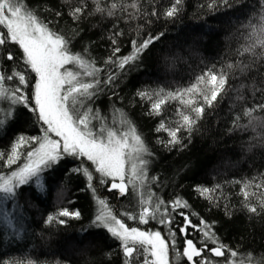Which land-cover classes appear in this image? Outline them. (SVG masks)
<instances>
[{
	"label": "trees",
	"instance_id": "trees-1",
	"mask_svg": "<svg viewBox=\"0 0 264 264\" xmlns=\"http://www.w3.org/2000/svg\"><path fill=\"white\" fill-rule=\"evenodd\" d=\"M113 2L121 7L109 16L106 11H95V0H84V14L74 19L69 13L80 0H27L52 30L70 38L74 51L87 50L99 66H105L114 47L120 48L118 55L122 57L131 54L133 40L159 36L138 60L123 71L116 69L117 79L113 84L102 85L92 106L109 117L114 108L123 109L134 122L153 153L148 157V176L156 178L150 184L154 193L168 202L177 197L186 201L189 208L177 211L193 213L194 223L202 218L214 225L220 240L237 249L241 258L248 253L264 255V211L250 213L240 194L243 182L264 180V110L253 113L256 119L252 123L251 117L244 115L246 108L264 103V56L240 55L242 47L249 43L250 25L258 24L264 15L260 8L264 0H228L226 4L222 0H215L214 4L213 0H182L180 11L171 18L164 13L174 0H101V6ZM132 3L137 4L139 11L126 7ZM153 11L157 14L152 15ZM116 32L122 35L114 36ZM112 38L117 40L116 45ZM7 48L19 56L15 45ZM243 64L250 67L241 71ZM106 67L112 69V65ZM210 68L228 74L222 99L218 97L211 108L205 107L203 117L190 134L181 130V143L167 145V132L156 129L162 120L175 126L179 120L176 109L182 106L170 101L163 106L161 115H149L152 101L141 99L137 93L187 88ZM26 92L31 96L32 87ZM7 107V102L0 103V109ZM14 109L13 117L0 127V153L5 157L18 137L42 134L41 123L33 112L23 105ZM26 151L28 146L20 149L21 153ZM25 162L22 155L9 168L0 160V175L18 170ZM80 165V159L64 155L40 174L39 184L33 178L19 186L10 199L0 193V264H124L120 242L94 223L98 212L96 197L106 199L114 211L120 212L138 211L136 197L131 195V189L128 196L121 197L95 179L98 191L94 195L87 178L75 171ZM217 185L220 187L215 192V202L199 192L200 187ZM252 203H256L255 198ZM61 209L79 211L80 217H59L66 220L65 224L55 220L48 223V217L56 216ZM125 221L141 230H159L168 238V228L155 220L139 224L125 217ZM181 221L177 215L175 224ZM190 238L199 240L201 234L192 231ZM183 240L177 229V251L170 248V264H185L177 254Z\"/></svg>",
	"mask_w": 264,
	"mask_h": 264
},
{
	"label": "snow or ice",
	"instance_id": "snow-or-ice-1",
	"mask_svg": "<svg viewBox=\"0 0 264 264\" xmlns=\"http://www.w3.org/2000/svg\"><path fill=\"white\" fill-rule=\"evenodd\" d=\"M222 2L226 4L228 0ZM95 4L96 12L106 11L109 16L121 7L115 2L101 6V0H95ZM181 4L182 0H174L164 15L174 17L180 11ZM126 7L139 11L136 3ZM260 8L264 10V2L260 3ZM85 10L84 0H80L69 14L79 19ZM156 14L153 11L152 15ZM250 26L249 43L242 47L240 55L248 53L254 57L264 56V15L259 17L258 24ZM119 35L122 33H114V36ZM157 39L159 36L147 35L139 41L133 40L131 54L122 57L118 55L120 48L114 47L112 55L104 61L105 66H99L87 55V50L74 51L70 38L52 30L49 22H44L28 6L27 0H0V49L3 50L0 52V103L7 102L8 105L6 109H0V127L13 117L14 106L23 105L36 115L42 129L39 136L18 137L6 157L0 153V160H4L9 168L22 155L26 159L18 170L0 175V193L4 194L5 199L14 197L19 186L29 183L33 178L39 184L40 174L45 169L56 164L64 155L72 156L81 160L80 167L75 171L87 178L88 187L94 195L98 191L97 185L93 183L95 179L99 185H108L109 191L115 190L121 197L128 196L129 189L131 195L136 197L139 210L126 209L123 212L114 211L106 199L96 197L98 212L94 223L106 228L121 242L124 264H170V248L173 252L177 251V229L184 237L177 254L184 258L185 264H264V255L257 257L248 253L241 258L237 249L220 240L214 225L202 218L194 223L191 218L193 213L178 212V209L189 208L183 199L177 197L168 202L154 193L150 184L156 178L148 176V157L153 153L134 122L123 109L114 108L109 117L92 106L102 85L113 84L117 79L116 69L123 71ZM112 43L116 45L117 40L112 38ZM10 44L19 49V56L7 48ZM257 48L261 52H257ZM14 64L17 66L13 67ZM107 65H112V69L107 68ZM227 67L231 69L233 66L229 64ZM248 67L249 64H243L240 70ZM33 73L34 80L31 77ZM13 81L16 83H6ZM227 83V72L210 68L187 88L170 92L163 89L140 91L137 95L152 101L149 115H161L163 106L170 101H177L182 106L176 109L179 120L175 121V126H168L162 120L156 129L158 132H167L169 139L166 144L172 145L182 142L178 135L181 130L191 133L197 120L203 117L205 107L211 108L218 97L222 99L221 94ZM29 86L32 87L31 96L26 92ZM258 110H264V103L245 109L244 115L251 117L249 123L256 119L253 113ZM25 146H28V151L21 153L20 149ZM219 187H200L199 192L210 202H215V192ZM253 188L257 191H252ZM240 194L244 207L250 213L264 211V180L257 182L254 178L243 182ZM252 198L256 199V203H252ZM177 215L182 217V221L175 224ZM59 217L79 219L80 213L61 209L56 216L50 215L47 222L55 220L65 224L66 220ZM125 217L139 224L155 220L168 228V238L162 236L159 230H141L129 226ZM192 231L201 234V238H190ZM15 264L24 262L17 261ZM28 264L33 262L29 261Z\"/></svg>",
	"mask_w": 264,
	"mask_h": 264
},
{
	"label": "rangeland",
	"instance_id": "rangeland-1",
	"mask_svg": "<svg viewBox=\"0 0 264 264\" xmlns=\"http://www.w3.org/2000/svg\"><path fill=\"white\" fill-rule=\"evenodd\" d=\"M34 78H35V75H34V73H33V80H34ZM34 147H35V145H34ZM119 241V240H118ZM120 242V241H119ZM120 244H121V242H120Z\"/></svg>",
	"mask_w": 264,
	"mask_h": 264
}]
</instances>
